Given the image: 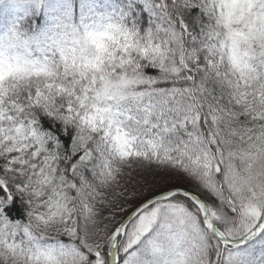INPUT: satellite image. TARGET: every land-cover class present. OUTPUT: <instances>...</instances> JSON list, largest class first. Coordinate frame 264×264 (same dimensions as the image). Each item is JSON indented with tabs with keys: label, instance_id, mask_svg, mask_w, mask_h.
I'll list each match as a JSON object with an SVG mask.
<instances>
[{
	"label": "snow or ice",
	"instance_id": "snow-or-ice-1",
	"mask_svg": "<svg viewBox=\"0 0 264 264\" xmlns=\"http://www.w3.org/2000/svg\"><path fill=\"white\" fill-rule=\"evenodd\" d=\"M0 264H264V0H0Z\"/></svg>",
	"mask_w": 264,
	"mask_h": 264
}]
</instances>
